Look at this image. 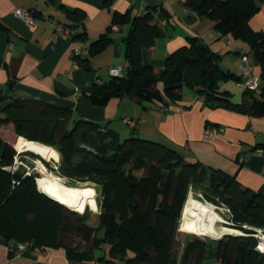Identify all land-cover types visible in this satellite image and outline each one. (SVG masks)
Returning <instances> with one entry per match:
<instances>
[{
	"label": "trees",
	"instance_id": "16d2710c",
	"mask_svg": "<svg viewBox=\"0 0 264 264\" xmlns=\"http://www.w3.org/2000/svg\"><path fill=\"white\" fill-rule=\"evenodd\" d=\"M114 1L105 3L111 7ZM263 4L264 0H185L186 6L212 19L223 35L249 45L252 58L261 67V93L245 89L244 100L234 102L232 94L221 86L230 80L241 83L242 74L225 69L223 55L196 36H189L187 44L170 53L163 67L144 63L141 35L158 36L162 30L154 13L133 17L128 9L114 10L109 29L90 44L91 54H98L114 40L110 35L113 25L133 20V29L125 37L128 65L124 75L102 82L96 79L91 100L104 105L112 97L131 95L141 102L159 101L161 107H168L182 99L184 84H194L185 78V70L191 66L202 71L197 92L206 104L264 115V30L250 24ZM70 13L76 14L77 21L68 25L81 26L74 38H85L81 20L84 11L75 9ZM4 27L0 21V29ZM78 63L92 69L89 58H80ZM1 111L6 116H0V122L14 123L21 135L14 143L18 150L34 140L56 147L61 153L57 172L71 186L87 181L93 184L102 210L97 229L87 223L89 217L77 213L85 211H71L78 216L81 224L77 229L86 239L95 233L91 250L65 245L60 237L73 223L66 214L68 206L38 188L39 173L11 168L21 153L22 157H41L32 151L18 152L0 136V236L8 245L30 241L32 248L63 246L72 260L96 259L102 264H178L174 256L177 227L191 187L201 189L208 201L227 205L233 225L246 233L252 231L244 224L264 227V193L226 172L187 160L165 142L141 137L123 139L117 130L75 118L69 107L39 98L13 97L0 90ZM258 147L264 149V142ZM102 241L110 245L109 257L94 254ZM209 241L197 238L187 242L181 264H202L207 258L218 259L221 264H264V252L255 249L257 240L251 234ZM213 242L217 244L214 249L210 248Z\"/></svg>",
	"mask_w": 264,
	"mask_h": 264
},
{
	"label": "crops",
	"instance_id": "0c3cea01",
	"mask_svg": "<svg viewBox=\"0 0 264 264\" xmlns=\"http://www.w3.org/2000/svg\"><path fill=\"white\" fill-rule=\"evenodd\" d=\"M106 0H0V90L13 97L39 98L69 107L75 118H84L117 130L122 137H141L165 142L176 148L189 161L235 176L251 189L264 193V155L258 145L264 142V115H252L226 107H213L198 95L202 80L200 68L188 66L185 78L193 93L182 90V100L161 109L159 101H143L131 95L115 96L104 105L95 104L90 94L96 79H110L108 67L126 61L125 37L133 29V20L116 24L111 30L114 40L98 54H91L90 44L112 24L113 11L131 9L133 17L152 12L162 30L158 36L142 34V59L161 68L167 56L196 36L223 55L225 69L242 74L240 51L248 52L255 75L261 67L251 56L249 45L214 27V21L185 5V0H115L111 7ZM33 9L36 27L17 17L15 9ZM84 11L82 22L85 38L72 35L56 37L48 17L64 24L76 22L71 10ZM256 30H264V4L250 20ZM230 40V42H229ZM80 49L77 58L73 49ZM89 58L92 69L75 60ZM232 94L234 102L244 100L243 85L226 81L221 88ZM222 88V89H223ZM125 117L137 120L135 125ZM207 126L214 136L204 139ZM13 146L14 143H11ZM16 147V146H15ZM18 150V149H17ZM92 218L87 220L91 223ZM0 264H102L96 259L72 260L65 248H32L11 254L8 243L0 236Z\"/></svg>",
	"mask_w": 264,
	"mask_h": 264
},
{
	"label": "rangeland",
	"instance_id": "374dc122",
	"mask_svg": "<svg viewBox=\"0 0 264 264\" xmlns=\"http://www.w3.org/2000/svg\"><path fill=\"white\" fill-rule=\"evenodd\" d=\"M183 88H184L185 93L187 92L189 94H192L194 92L193 88H192V86L190 84H184ZM183 88H182V90H183ZM0 116L1 117H5L6 116L5 112L1 111L0 112ZM0 136L3 139H5L8 142H10V143H15L16 140H18L21 135H19L16 132V128H15V124L14 123H12V122H9V123L0 122ZM122 138L125 139L127 137H122ZM43 145H45V144H42L39 141H35V140L34 141H30V142L27 141V143L24 144V146L20 149V151H32L33 153L39 155L41 158L36 157V156H32L30 154H25L22 157L23 154L21 153L19 156H17L16 161H15V163L13 164V166L11 168L12 169H17V168L20 167L21 170H25L28 173H30V172L39 173L40 176H38L36 180H37V185H38L40 190H41V187H40V184H39V179L41 177L42 178H47V179H49L51 177H54V178L58 179L59 181H61L62 183L70 185L71 184L70 181H68L65 177L61 176L57 172L58 164L61 161V157L60 158H56V157L51 156L44 149H41V147H39V146H43ZM46 145H48V144H46ZM143 172H144V170L139 172V174H142ZM77 184L78 185H72V186L93 188L97 192V197L99 196L97 189L89 181L84 182V183L81 182V183H77ZM191 194L195 198L199 199L200 201L207 203L204 200V198H206L205 197V193L201 189L191 187L190 190H189L188 197ZM188 197H187V199H188ZM186 202H187V200H186ZM219 205L223 208V213H221V211H219V213H221L222 216L227 221L230 222V224H229L230 226L238 228L235 225H233V222H231V215H230L229 210H227L229 207L227 205H224V204H219ZM88 206L90 208L91 204H90L89 201H86L85 204H84V207L80 210V211H85L84 213L77 212V211H79V209H75V208H73L71 206L67 207L66 214H67V216L70 218V220L73 223H71L72 224V228L70 230H68L67 232L63 233L62 236L60 237L65 245L72 246V247H75V248H78V249L79 248H86L88 250H91V248L94 246V234L95 233L94 234L92 233L91 237L89 239H86V237L84 236L83 232L77 229L78 225L81 224V223H79V221L77 219L78 216H76L75 214H72V212H71V211H75V212H77V213H79L81 215H85L86 217L92 218L91 223H88V224L91 227H93L94 229H97V227L100 224V214H101V211H102L101 210V206L99 204V211H97V212L93 211L94 209L92 207L91 208L93 210L89 209ZM184 209H185V206H184ZM184 209H183V211H184ZM182 219H183V213H182V217H181L180 222L182 221ZM180 222L178 223L177 234H176V242H175V246H174V256L177 257L178 264H181V262L183 260L182 259L183 252L185 250L187 242L194 241L197 238H200V239L206 240V241L207 240L209 241V239L213 238V237H210V236H205V235H199V234H196V233H192V232H190L188 230L183 231V230L180 229V227H181ZM244 226L250 227L249 224H244ZM243 232L246 233L245 231H243ZM103 233H104V230H101V234H103ZM229 235H241V234H232V233L223 234L218 239L226 238ZM246 235H250V234L246 233ZM216 246H217V244L213 242L212 245L210 246V248L214 249ZM94 254H95V256H100L101 255V256L109 257L110 256V245H109V243H107L106 241H102L100 246H98V247H96L94 249ZM128 264H133V263H128ZM202 264H221V262H220V260L215 259V258H207V259H205L203 261Z\"/></svg>",
	"mask_w": 264,
	"mask_h": 264
},
{
	"label": "bare ground",
	"instance_id": "6f19581e",
	"mask_svg": "<svg viewBox=\"0 0 264 264\" xmlns=\"http://www.w3.org/2000/svg\"><path fill=\"white\" fill-rule=\"evenodd\" d=\"M27 143V142H26ZM53 157L60 158L61 153L52 145L39 146ZM39 184L43 193L68 207L81 210L86 201H89L95 211H99L97 192L93 188L71 186L51 177L40 178ZM89 208L93 210L92 208ZM221 213L214 206L195 198L192 194L188 197L183 211L181 229L199 235L219 238L223 234H243V230L230 226ZM246 234V233H244ZM215 236V237H214Z\"/></svg>",
	"mask_w": 264,
	"mask_h": 264
},
{
	"label": "built area",
	"instance_id": "2783aa9c",
	"mask_svg": "<svg viewBox=\"0 0 264 264\" xmlns=\"http://www.w3.org/2000/svg\"><path fill=\"white\" fill-rule=\"evenodd\" d=\"M14 13L17 17L21 18L27 24H29L33 27H36L33 9L18 8V9L14 10ZM47 20L50 23V25L53 27L54 34L56 37H60V36H63L65 34L72 36V35L76 34L81 29V26L80 27H73L72 25L62 23L61 21H59L58 19H56L54 17H48ZM113 28L117 29L118 26L115 24V25H113ZM80 54H81L80 49H76V48L73 49V56L76 57V56H79ZM75 65H78L77 60H75ZM127 65H128V63H127V61H125L121 65L109 66L108 71L110 73V76H123ZM240 68L242 70V77H243L241 84L243 85L244 89L254 91L257 94L261 93V83H262L261 77H260V75L254 74V71H253L254 66H253L251 57L244 51L241 55ZM97 80L99 82H102L101 79H97ZM161 109L162 110H168V107H161ZM125 121L130 125H135L137 123L136 119H133L130 117H125ZM213 136H214V129L212 128V126H207L205 128V131H204V139L210 140L213 138ZM258 151L262 155H264V149L263 148H259ZM204 200L207 203L210 202L209 204L213 205L215 210L217 209L218 212L221 211V213H223V208L219 204L208 201L206 198H204ZM227 210H229V212L231 213V210L229 208ZM228 224H230V222ZM245 227H247V226H245ZM247 228L251 229L252 233H250V234L253 235L257 240L256 245H255V249L260 251V252H264V227L250 226ZM30 245H32V242L28 241V242H20V243H18L17 246L8 245V247H9V250L13 251L15 254H20L24 250H26Z\"/></svg>",
	"mask_w": 264,
	"mask_h": 264
},
{
	"label": "water",
	"instance_id": "95a60500",
	"mask_svg": "<svg viewBox=\"0 0 264 264\" xmlns=\"http://www.w3.org/2000/svg\"><path fill=\"white\" fill-rule=\"evenodd\" d=\"M16 149H17V147H16ZM19 152H22V151H20V150H18ZM39 188V187H38ZM185 206V205H184ZM184 209V208H183Z\"/></svg>",
	"mask_w": 264,
	"mask_h": 264
},
{
	"label": "clouds",
	"instance_id": "9594fccd",
	"mask_svg": "<svg viewBox=\"0 0 264 264\" xmlns=\"http://www.w3.org/2000/svg\"><path fill=\"white\" fill-rule=\"evenodd\" d=\"M241 235H246V234H241Z\"/></svg>",
	"mask_w": 264,
	"mask_h": 264
}]
</instances>
